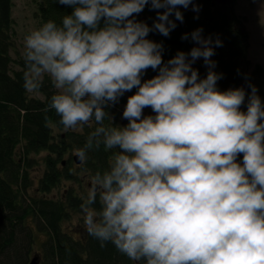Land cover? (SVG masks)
Listing matches in <instances>:
<instances>
[{
  "label": "clouds",
  "instance_id": "obj_1",
  "mask_svg": "<svg viewBox=\"0 0 264 264\" xmlns=\"http://www.w3.org/2000/svg\"><path fill=\"white\" fill-rule=\"evenodd\" d=\"M71 11L24 38L27 92L48 78L45 108L76 130L97 125L76 154L111 151L80 205L84 227L144 264H264V101L255 85L220 90L212 59L222 47L203 29L184 33L190 51L163 59L164 37L193 0H58ZM149 26L135 19L146 6ZM202 59L204 78L193 65ZM148 69L157 74L147 80ZM122 119L109 107L133 89ZM246 111L241 106L245 104ZM150 108L154 115H144ZM47 123V117H46ZM242 155V161L238 159ZM98 203V207H97Z\"/></svg>",
  "mask_w": 264,
  "mask_h": 264
},
{
  "label": "trees",
  "instance_id": "obj_2",
  "mask_svg": "<svg viewBox=\"0 0 264 264\" xmlns=\"http://www.w3.org/2000/svg\"><path fill=\"white\" fill-rule=\"evenodd\" d=\"M34 1L35 14L42 25L49 20L59 24L71 11L58 0ZM193 4L199 7V12L192 11L191 6L186 10L181 8L184 21H177V27L168 37L149 33V39L163 41L164 61L180 50L190 51L194 45L190 40H182V35L202 28L205 37L212 36L213 41L218 37L222 42L212 57L215 71L223 76L217 82L218 88L243 87L242 83L250 81L255 85L256 78L264 75V71L257 67L248 73L251 35L242 18L231 5L213 6V0H193ZM13 7V0H0V264H30L35 255H39L40 264H144L130 260L111 242L101 246L85 227L79 233L68 228L75 213L82 215L80 205L88 191L79 192L72 186L60 197L51 196L63 181L80 180L78 168L92 180L97 171L107 167L112 152H106L101 144L99 149L87 152L85 161L73 166L75 155L71 151L82 148L97 125L93 120L91 127L83 125L64 132L55 111L45 112L56 91L46 77L38 92L25 90V60L17 49ZM156 14L148 5L135 19L151 26ZM193 67L201 78L207 75L204 62ZM149 72L157 74L152 69ZM136 91L134 88L130 94ZM127 99L128 95L124 94L115 106L106 110L105 125L113 122L110 117L116 124H127L122 119ZM41 154H45V168L35 183L31 172L41 163L35 157ZM238 159L242 161V155ZM41 235L44 238L39 241L40 253H35Z\"/></svg>",
  "mask_w": 264,
  "mask_h": 264
},
{
  "label": "rangeland",
  "instance_id": "obj_3",
  "mask_svg": "<svg viewBox=\"0 0 264 264\" xmlns=\"http://www.w3.org/2000/svg\"><path fill=\"white\" fill-rule=\"evenodd\" d=\"M13 17L15 20V32L17 40V49L24 53V38L30 33V31L42 26L39 19L36 17V3L34 0H13ZM231 8H234L236 15L242 18L243 23L249 30L251 35V47L248 54V60L250 61V71L256 66V63H261L264 66V0H233ZM162 42L163 41H159ZM202 60V59H200ZM150 69L143 75L142 79L147 80L155 76L149 72ZM251 83V81H250ZM246 93H249L245 90ZM131 92H126L125 94L131 96ZM259 94H263L264 99V85L259 88ZM261 98V99H262ZM126 105V104H125ZM247 96L245 98V104L241 106L242 110L246 111ZM154 115L150 108L144 109V115ZM80 128V126L78 127ZM60 131V130H59ZM66 129H64V132ZM77 150L71 151L72 155L76 154ZM45 154L35 156L41 162L39 165L32 170L31 174L34 177V182L36 183L39 177L42 175L45 165L43 164V157ZM68 157V156H67ZM42 160V161H41ZM76 162L74 160L73 166L76 167ZM78 173L80 175V180H68L63 181L60 187L55 188L51 192V196L60 197L63 195L65 190L69 187L75 186V188L80 192L89 191L91 189V181L87 176L86 172L81 168H78ZM83 215L75 213L72 222H69L68 228L73 229L72 232L79 233L84 229ZM44 238V235L39 236L38 244L35 248V253H40L39 241Z\"/></svg>",
  "mask_w": 264,
  "mask_h": 264
},
{
  "label": "water",
  "instance_id": "obj_4",
  "mask_svg": "<svg viewBox=\"0 0 264 264\" xmlns=\"http://www.w3.org/2000/svg\"><path fill=\"white\" fill-rule=\"evenodd\" d=\"M232 3H233V0H213V6H215V5L230 6V5H232ZM242 85L246 89H249V84L248 83H242ZM74 158H75V162L77 164H81L82 163V160L78 157V155H75ZM30 264H40L39 255H35L32 258Z\"/></svg>",
  "mask_w": 264,
  "mask_h": 264
},
{
  "label": "flooded vegetation",
  "instance_id": "obj_5",
  "mask_svg": "<svg viewBox=\"0 0 264 264\" xmlns=\"http://www.w3.org/2000/svg\"><path fill=\"white\" fill-rule=\"evenodd\" d=\"M213 59V58H212ZM202 62H203V60H197L196 62H195V64H198V65H201L202 64ZM251 67V66H250ZM250 67H249V69H248V73H251L254 69H256L257 67H259V69L260 70H263L264 71V66L261 64V63H256V66L253 68V70L252 71H250ZM246 83H248V82H246ZM248 84H252V82L250 83H248ZM253 85V84H252ZM255 85H257V89L259 90V88L260 87H262L263 85H264V75L262 74L261 76H260V78H256V83H255ZM241 86H243L242 84H241ZM244 87V86H243ZM246 90H251L250 88L249 89H246ZM258 95L262 98V96H263V94H259L258 93ZM262 101H264V99L262 98Z\"/></svg>",
  "mask_w": 264,
  "mask_h": 264
}]
</instances>
